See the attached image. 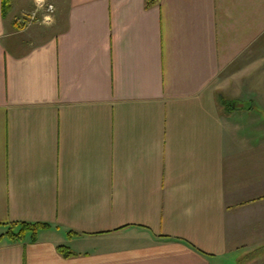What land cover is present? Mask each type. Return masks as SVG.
<instances>
[{
    "label": "crops",
    "instance_id": "1",
    "mask_svg": "<svg viewBox=\"0 0 264 264\" xmlns=\"http://www.w3.org/2000/svg\"><path fill=\"white\" fill-rule=\"evenodd\" d=\"M48 1L0 0V264H264V0Z\"/></svg>",
    "mask_w": 264,
    "mask_h": 264
},
{
    "label": "trees",
    "instance_id": "2",
    "mask_svg": "<svg viewBox=\"0 0 264 264\" xmlns=\"http://www.w3.org/2000/svg\"><path fill=\"white\" fill-rule=\"evenodd\" d=\"M156 0H147L146 4L151 5L155 3ZM44 223H34L27 221H16L8 225V229L0 236V242L4 238H8L11 241H25L30 239L31 241H36L38 232L41 228L45 227ZM58 250L64 256H70L71 252L64 246H59Z\"/></svg>",
    "mask_w": 264,
    "mask_h": 264
},
{
    "label": "built area",
    "instance_id": "3",
    "mask_svg": "<svg viewBox=\"0 0 264 264\" xmlns=\"http://www.w3.org/2000/svg\"><path fill=\"white\" fill-rule=\"evenodd\" d=\"M40 10L43 14L40 15ZM55 12V5L48 0H37V6L30 12H24L22 15L17 17V23L22 26H28L34 21L42 23H51Z\"/></svg>",
    "mask_w": 264,
    "mask_h": 264
}]
</instances>
